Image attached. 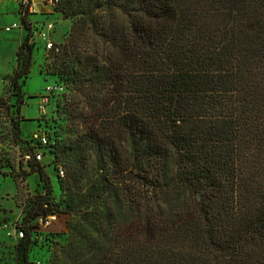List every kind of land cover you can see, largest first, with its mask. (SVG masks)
Instances as JSON below:
<instances>
[{"label":"trees","instance_id":"1","mask_svg":"<svg viewBox=\"0 0 264 264\" xmlns=\"http://www.w3.org/2000/svg\"><path fill=\"white\" fill-rule=\"evenodd\" d=\"M60 11L72 26L54 55L75 97L65 112L76 139L62 155L49 130L45 148L70 162L71 178L91 157L89 188L66 187L80 219L69 228L83 233L87 211L104 246L57 264H264V0H61ZM22 21L17 130L32 64ZM26 165L22 178L45 184L28 224L58 204L44 167ZM4 166L16 170L0 153L8 176ZM127 172L139 179L125 183Z\"/></svg>","mask_w":264,"mask_h":264},{"label":"rangeland","instance_id":"2","mask_svg":"<svg viewBox=\"0 0 264 264\" xmlns=\"http://www.w3.org/2000/svg\"><path fill=\"white\" fill-rule=\"evenodd\" d=\"M17 9L18 4L13 0H0V98L3 99V108L0 110V150L2 151L0 153L4 154V159L16 166V170L12 173H10L11 168L4 166L3 170L10 174L0 175V264H31L34 261H40L41 264H57L58 260L64 259L70 262L75 251L77 255L83 257L93 253L95 247L102 249L104 246V236L100 238L99 234L97 237L98 232H95L96 230L89 222L95 217L88 215L87 211L80 213L81 216L89 219L83 233L73 236L69 226L78 223L80 219L66 207L67 184L72 179L76 181L79 190L86 191L89 188V178L93 175L95 168L90 157L86 165L78 170L76 178H71L69 161L66 162L61 158L53 159L52 149L36 144L37 136L46 129L55 131L56 135L62 136L63 143L55 151L65 155L70 149L71 141L76 138L67 123L65 112V105L69 99L73 100L75 97L70 90V85L67 86L64 79L58 76L60 59L54 55L53 51H46L44 42L35 36L32 39L36 44H32L30 72L24 84H22L23 79L19 80L24 101L18 116L21 119L20 130H17L10 121L11 118L16 117L17 101V90L12 85L10 76L25 57L23 54L19 58L18 53L21 49L22 53L25 52L26 31L22 33L19 30L5 31L7 25L20 21V16L16 14ZM29 19L39 27L48 22L52 23L54 42L60 47L64 45L72 26L67 16L62 17L61 14L47 16L37 13L29 15ZM28 42L31 44L30 41ZM47 85H62L64 91L53 95L47 113L41 115L39 102L42 94L46 93ZM7 106L10 107L9 113ZM74 106L79 110L83 107V103L76 101ZM84 111L87 112V109ZM33 147L34 152L43 154L42 160L38 163L44 167L50 178L52 197L58 204L55 209L56 220L47 227L41 224L39 220L41 215L31 219L30 224H25L26 213L34 205L36 197L45 194V184L38 173L26 179L22 178V171L28 172L30 169L26 165L24 156L29 154V150ZM59 167L63 168L64 177L58 176ZM132 173L136 176L135 172ZM138 179L136 176L131 181H127L125 176L124 182L132 183ZM29 225L32 227L30 235L21 239L16 231L22 227L27 228ZM107 226L108 224H105L101 232L105 233ZM93 237L100 241L91 242ZM99 242L101 243L97 245Z\"/></svg>","mask_w":264,"mask_h":264},{"label":"built area","instance_id":"3","mask_svg":"<svg viewBox=\"0 0 264 264\" xmlns=\"http://www.w3.org/2000/svg\"><path fill=\"white\" fill-rule=\"evenodd\" d=\"M13 1L18 4V15L20 16V21L19 22L15 21L12 24L7 25L5 27V31L11 32L12 30H19L21 33L23 31H26L27 34L28 32L26 26L22 21V19L25 18L30 23V28L32 30V35L29 40L31 44H36V42L32 40L35 36L44 42L46 51L57 52L59 49L56 43L54 42L52 35V31L54 29L53 24L48 22L47 24H44L43 26L39 27V25H37L35 22H32L29 19V15L37 14V13L46 14L47 16L61 14L63 17V14L60 11L61 0H41V3H38L37 0H13ZM61 91H64V87L62 85L46 86V93L42 94L39 102V112L41 113V115H45L47 113V108L51 102L53 95H56ZM37 139L41 147L45 148L46 146H48L51 143L49 138V130L46 129V131L42 132L39 136H37ZM42 156H43L42 153L36 151L34 155L29 153L26 154L24 158H25V162L27 163L32 160L41 161ZM58 174L60 177H64V170L62 167H59ZM39 220L41 224L47 227L53 221L56 220V215L55 214H49L47 216L41 215L39 217ZM16 232L19 234L21 239L25 237L24 231L21 228L18 229ZM33 264H40V263L36 261Z\"/></svg>","mask_w":264,"mask_h":264},{"label":"water","instance_id":"4","mask_svg":"<svg viewBox=\"0 0 264 264\" xmlns=\"http://www.w3.org/2000/svg\"><path fill=\"white\" fill-rule=\"evenodd\" d=\"M125 176L127 181H131L132 179L136 178L132 172H127Z\"/></svg>","mask_w":264,"mask_h":264},{"label":"crops","instance_id":"5","mask_svg":"<svg viewBox=\"0 0 264 264\" xmlns=\"http://www.w3.org/2000/svg\"><path fill=\"white\" fill-rule=\"evenodd\" d=\"M37 2H38V3H41V0H37ZM17 10H18V9H17ZM17 13H18V12H16V14H17Z\"/></svg>","mask_w":264,"mask_h":264}]
</instances>
